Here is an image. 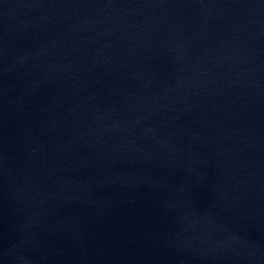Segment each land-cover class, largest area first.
Masks as SVG:
<instances>
[{"label":"water","instance_id":"95a60500","mask_svg":"<svg viewBox=\"0 0 264 264\" xmlns=\"http://www.w3.org/2000/svg\"><path fill=\"white\" fill-rule=\"evenodd\" d=\"M0 264H264V0H0Z\"/></svg>","mask_w":264,"mask_h":264}]
</instances>
